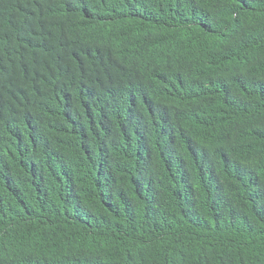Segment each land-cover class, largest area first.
I'll list each match as a JSON object with an SVG mask.
<instances>
[{"label": "trees", "instance_id": "1", "mask_svg": "<svg viewBox=\"0 0 264 264\" xmlns=\"http://www.w3.org/2000/svg\"><path fill=\"white\" fill-rule=\"evenodd\" d=\"M0 264H264V0H0Z\"/></svg>", "mask_w": 264, "mask_h": 264}]
</instances>
